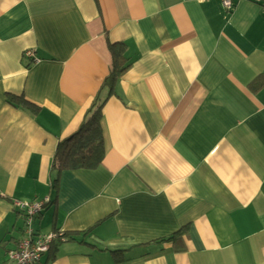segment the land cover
I'll return each mask as SVG.
<instances>
[{
    "label": "crops",
    "instance_id": "1",
    "mask_svg": "<svg viewBox=\"0 0 264 264\" xmlns=\"http://www.w3.org/2000/svg\"><path fill=\"white\" fill-rule=\"evenodd\" d=\"M261 74L264 0H0V264L44 197L37 264H264ZM97 96L102 163L58 172Z\"/></svg>",
    "mask_w": 264,
    "mask_h": 264
},
{
    "label": "trees",
    "instance_id": "2",
    "mask_svg": "<svg viewBox=\"0 0 264 264\" xmlns=\"http://www.w3.org/2000/svg\"><path fill=\"white\" fill-rule=\"evenodd\" d=\"M110 47L113 55L111 70L104 82L108 89L112 90L116 79L129 67L130 62L124 56L123 44L114 43L110 44ZM259 77L264 79V74L259 75ZM106 97L100 98L97 96L87 109L85 118L78 128L57 143L53 154L52 168L60 172L61 170L93 168L102 163L105 145L101 126V109ZM14 99H16L15 96H9L10 101ZM61 233V238L57 237L51 242V244L54 242L52 246L54 244L56 246L59 242L70 238L66 232L62 231ZM177 235L178 233H174L170 236L160 238V240H170ZM115 251L117 252V250ZM113 253L115 252L113 251Z\"/></svg>",
    "mask_w": 264,
    "mask_h": 264
},
{
    "label": "built area",
    "instance_id": "3",
    "mask_svg": "<svg viewBox=\"0 0 264 264\" xmlns=\"http://www.w3.org/2000/svg\"><path fill=\"white\" fill-rule=\"evenodd\" d=\"M235 1L221 0V4L228 10ZM253 1L260 2L262 0ZM25 54L33 57V52L30 49L25 50ZM49 201L48 197L33 201L13 200V205L23 218V235L16 246L8 250L5 264H37L42 255L48 251L51 242L57 237L61 238V230L42 233L34 230L32 226L34 218L41 213Z\"/></svg>",
    "mask_w": 264,
    "mask_h": 264
},
{
    "label": "rangeland",
    "instance_id": "4",
    "mask_svg": "<svg viewBox=\"0 0 264 264\" xmlns=\"http://www.w3.org/2000/svg\"><path fill=\"white\" fill-rule=\"evenodd\" d=\"M23 224V222H21V225Z\"/></svg>",
    "mask_w": 264,
    "mask_h": 264
}]
</instances>
